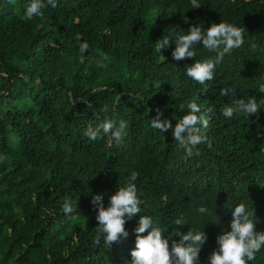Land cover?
Returning a JSON list of instances; mask_svg holds the SVG:
<instances>
[{"label": "trees", "instance_id": "16d2710c", "mask_svg": "<svg viewBox=\"0 0 264 264\" xmlns=\"http://www.w3.org/2000/svg\"><path fill=\"white\" fill-rule=\"evenodd\" d=\"M26 3L0 0V264H126L140 215L152 217L169 247L179 239L175 229L204 231L199 257L207 264L240 202L264 231V108L226 119L222 108L232 97L220 95L229 86L235 99L264 95L257 91L264 0H199L195 9L189 0H57L32 20L23 19ZM220 20L241 27L243 43L225 55L206 89L185 69L214 53L197 45L196 57L173 60L171 36L164 57L155 50L163 35ZM189 102L207 120V140L192 156L171 129L151 127L158 110L174 126L180 104ZM105 119L127 121L119 144L110 133L84 135ZM131 171L141 212L126 221L127 238L93 246L92 196L103 193L107 205ZM65 198L77 203L74 217L62 211ZM176 218L186 224L174 225ZM250 264H264V247Z\"/></svg>", "mask_w": 264, "mask_h": 264}, {"label": "clouds", "instance_id": "9594fccd", "mask_svg": "<svg viewBox=\"0 0 264 264\" xmlns=\"http://www.w3.org/2000/svg\"><path fill=\"white\" fill-rule=\"evenodd\" d=\"M190 8H199V0H189ZM47 5L53 8L57 0H27L23 11V19L32 20L33 17L43 15L42 9ZM188 23L186 16L181 17ZM170 36L175 47L171 51L173 60L194 58L197 55L196 46L200 45L210 53L203 59H194L185 69V75L200 85L207 88L206 81L214 79L217 66H219L226 54L239 48L243 43V29L234 23L220 20L204 28L199 23L190 24L187 31L175 34L163 35L155 42V50L161 55L162 49L170 46ZM81 52L88 48V43L77 36ZM163 56V55H161ZM164 57V56H163ZM83 62V57H81ZM260 94H264V76L261 77L257 87ZM221 96H231L232 102L222 108L221 114L226 119H231L234 114L249 118L250 115L258 113L264 108V95L259 99L249 96L247 99H235L234 87L220 88ZM185 109H187L185 111ZM179 111L183 113L176 120L175 125L164 119L161 120V112L158 110L155 118L151 119V127L164 133L171 129L174 141L178 147L183 149L186 155L198 154L197 146L204 143L207 137L201 132V125L207 127V120L197 115L200 106L196 102L187 105L180 104ZM127 121L121 119L119 122L105 119L95 128L88 127L84 132L90 140L96 139L101 133L109 134L117 144L122 142L127 134ZM138 173L131 171L126 177L125 183L109 195L107 205L103 201V193L92 196L90 203L95 210L97 221L96 234L91 240L93 246L103 242L105 248H111L114 242L129 235L125 229V223L131 220L137 213L141 212L142 201L138 197L135 181ZM77 203L65 198L62 211L66 217H74ZM207 207L200 205L197 212L206 214ZM254 212L250 211L245 203L240 202L231 208V220L228 222V230H223L215 237L216 247L207 258V264H250L256 253L264 247V231L255 230ZM186 224L183 218H176L174 225ZM146 235H141L145 233ZM135 234L134 247L130 250L131 260L126 264H201L200 251L207 240L206 233L202 230L189 228L186 232L179 229L174 230L178 240H172L169 247V239L162 238V230L156 226L149 215H140L137 226L133 229ZM171 235V233H170Z\"/></svg>", "mask_w": 264, "mask_h": 264}]
</instances>
